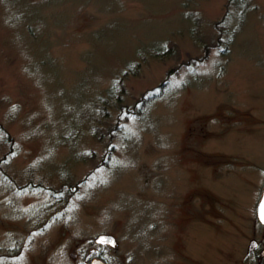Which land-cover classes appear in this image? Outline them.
I'll use <instances>...</instances> for the list:
<instances>
[{"label":"rangeland","instance_id":"rangeland-1","mask_svg":"<svg viewBox=\"0 0 264 264\" xmlns=\"http://www.w3.org/2000/svg\"><path fill=\"white\" fill-rule=\"evenodd\" d=\"M263 184L264 0H0V264H262Z\"/></svg>","mask_w":264,"mask_h":264},{"label":"trees","instance_id":"trees-1","mask_svg":"<svg viewBox=\"0 0 264 264\" xmlns=\"http://www.w3.org/2000/svg\"><path fill=\"white\" fill-rule=\"evenodd\" d=\"M169 45V43H168ZM154 49L152 50V55L158 58L165 57L166 51H171L170 48ZM160 51V52H159ZM162 53V54H161ZM163 55V56H162ZM137 67V63H131L128 66L123 74L119 75L115 78L112 86L108 89L107 95L100 98L99 104V113L100 118L102 119V123L105 125L107 133L102 132L100 130L101 126L97 125L93 127L94 134L98 137L106 136L113 137V135L119 131V128L123 127L124 120H128L131 117H136L142 119L146 116L147 109L149 104L157 97L164 94L166 87H168V80L161 83L159 86L148 90L145 92L134 104L133 106L126 103V92H127V85H126V77L127 73H132L135 71ZM138 69V68H137ZM139 70V69H138ZM172 71H170L171 73ZM110 105L113 106L117 111H119V116L117 122L113 124H108L109 118V109ZM110 151L106 152L104 157H108L111 154V145L109 148ZM97 256H101L105 258L102 254H97Z\"/></svg>","mask_w":264,"mask_h":264},{"label":"water","instance_id":"water-1","mask_svg":"<svg viewBox=\"0 0 264 264\" xmlns=\"http://www.w3.org/2000/svg\"><path fill=\"white\" fill-rule=\"evenodd\" d=\"M257 217L260 222L264 223V191L262 197L257 205ZM101 242L115 243L116 237L112 234H101L98 237ZM93 264H107L106 261L101 257H95Z\"/></svg>","mask_w":264,"mask_h":264},{"label":"flooded vegetation","instance_id":"flooded-vegetation-1","mask_svg":"<svg viewBox=\"0 0 264 264\" xmlns=\"http://www.w3.org/2000/svg\"><path fill=\"white\" fill-rule=\"evenodd\" d=\"M263 191H264V184H263L262 191H261V194H260V197H259V201H260V199L262 197ZM258 222H259V224H262L263 227H264V223L260 222L259 220H258ZM251 242H262L261 246H260V243H257L256 246L257 247L260 246V256H259V258H261L262 264H264V239H261L259 241L253 240Z\"/></svg>","mask_w":264,"mask_h":264}]
</instances>
